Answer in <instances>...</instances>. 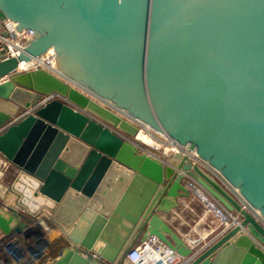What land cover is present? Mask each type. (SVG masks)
<instances>
[{"label": "water", "instance_id": "1", "mask_svg": "<svg viewBox=\"0 0 264 264\" xmlns=\"http://www.w3.org/2000/svg\"><path fill=\"white\" fill-rule=\"evenodd\" d=\"M5 21L32 37L0 52V155L17 170L0 242L45 211L67 241L47 264H133L150 236L182 264H264V0H0ZM47 51L53 71L18 69ZM135 122L186 149L141 151ZM188 181L239 217L195 249L163 218Z\"/></svg>", "mask_w": 264, "mask_h": 264}, {"label": "built area", "instance_id": "2", "mask_svg": "<svg viewBox=\"0 0 264 264\" xmlns=\"http://www.w3.org/2000/svg\"><path fill=\"white\" fill-rule=\"evenodd\" d=\"M7 31V35H2V31ZM32 37V31L28 29H16V24L5 21L2 25H0V52L4 53L6 56H16L20 51L23 50L25 44L27 41ZM37 59V58H36ZM34 60V59H33ZM41 63L36 64L33 68L23 69V70H30L35 69L36 67H42L49 71L54 70V53L52 51H47L41 58ZM21 70V69H19ZM47 98H43L40 103H43L47 101ZM33 108H28L24 110L22 113L19 114V117H23L24 115H27L32 112ZM28 112V113H27ZM27 113V114H25ZM17 118H14L13 120H16ZM135 124L138 126V131L140 130V127L142 126V123ZM4 127L0 128V131H2ZM149 135L154 139L157 140L155 135H159L158 132L147 129ZM137 135L134 138V141L138 143V147L141 151L144 152H150L154 153L156 156H160V154H163L165 156L170 155L171 153L175 151H182L185 149H182V147L174 144L171 140L170 143L174 144V147L171 148V145H169L168 140L165 136H163L164 141H160L162 144L159 147L157 146H146L140 143L136 138ZM166 142V143H165ZM163 144H166L165 146ZM163 147V148H162ZM167 147V148H166ZM173 149V151H169V149ZM191 159L197 163H201L199 158L196 156V154L191 153L189 154ZM13 167L5 161L1 155H0V176L2 178H6L7 180H11L13 176H11L8 171L9 169ZM188 187L191 190V195L196 197V199L199 200V202L202 205L201 215L198 218V220L207 222V228L209 229V233L204 237L208 238V236H213L217 234H221L225 230L229 229L230 227L234 226L239 222V217L237 214L230 213L226 211L216 200H214L212 197L207 195L205 192H203L197 185H194L192 182L188 181ZM199 190L202 194V196H195V192ZM40 230V229H39ZM42 232V233H41ZM44 232L40 230L38 234L41 235H34L30 236L29 238H34L35 240H41V236L43 237ZM43 234V235H42ZM23 234H14L9 236L8 238L4 239V241H1V248L3 249V252L9 255L12 259V262H8L10 264H37L36 260L39 258L42 254L34 253L35 250L30 252L29 247L25 243H20L19 238L22 237ZM1 237V236H0ZM25 238V239H29ZM209 240V239H208ZM208 240L205 242L207 243ZM202 244V245H203ZM200 246V245H199ZM36 247V246H35ZM201 247V246H200ZM36 249V248H35ZM48 257V256H47ZM127 258L133 263V264H181V258L176 255L168 246H166L164 243H162L157 237L150 236L142 241H138L135 243V245L129 250L127 253ZM50 261H45L43 264H47Z\"/></svg>", "mask_w": 264, "mask_h": 264}, {"label": "crops", "instance_id": "3", "mask_svg": "<svg viewBox=\"0 0 264 264\" xmlns=\"http://www.w3.org/2000/svg\"><path fill=\"white\" fill-rule=\"evenodd\" d=\"M13 170L14 175L11 180H7L6 178L4 179L2 176H0L1 185L3 184L7 186L12 182L14 176L17 173L15 168H13ZM201 210L202 205L199 200L196 199V197L190 195L188 198H183V200H181L180 206L178 208L171 210V212L168 214H163L165 221L184 239L186 243H188L194 249L195 242H199V245L201 246L204 243L203 241L206 242L212 237L210 235L208 238L203 240L204 237L209 233V229L206 225L207 222L205 223V221L198 220L201 215ZM46 213L47 212L43 211L39 215V217H43L44 219L40 220L38 223V227H40L39 229L44 232V235L42 234L43 237L41 236V240H35L34 238L29 237H26L29 239H25L24 235L18 239L20 243H25L29 247L30 252L35 250L34 253L39 251V253L42 254L39 258L35 259L37 264H43L46 260L51 261L56 256L58 248L67 244L62 231L49 221V217ZM44 221H47V224H45ZM191 230L195 231V235L190 233ZM36 245H38V247H35ZM9 257V255L0 250V264H7L3 262L4 258H6L8 262H12V259Z\"/></svg>", "mask_w": 264, "mask_h": 264}, {"label": "bare ground", "instance_id": "4", "mask_svg": "<svg viewBox=\"0 0 264 264\" xmlns=\"http://www.w3.org/2000/svg\"><path fill=\"white\" fill-rule=\"evenodd\" d=\"M44 55V54H43ZM43 55H40L37 59H31L29 61H23V62H20L19 65H18V69H28V68H33L36 64L38 63H41V58ZM46 98V97H45ZM28 113V112H27ZM25 113V114H27ZM5 127V126H4ZM6 128V127H5ZM3 128V129H5ZM147 129H151V127L145 123H142V126L140 127V130L137 132V140L142 143L143 145H146V146H149L151 142H154V140L152 139V137L149 135L148 133V130ZM153 130V129H152ZM163 132H160V134H162ZM163 136L166 137V139L168 140V143L170 142V139L163 133L162 134ZM159 140V139H158ZM163 142V141H162ZM166 143V142H165ZM156 144V143H155ZM164 146L166 144H163ZM169 145H171V148L174 147V144L173 143H169ZM167 148V147H166ZM182 149H186L184 147H182ZM195 195H199V196H202L201 192L199 190H197L195 192ZM29 264V263H28ZM182 264V262H181Z\"/></svg>", "mask_w": 264, "mask_h": 264}, {"label": "rangeland", "instance_id": "5", "mask_svg": "<svg viewBox=\"0 0 264 264\" xmlns=\"http://www.w3.org/2000/svg\"><path fill=\"white\" fill-rule=\"evenodd\" d=\"M145 124H146V123H145ZM155 136H156L157 140L155 141V140L153 139L154 142H151L150 145H151V146H154V145H155V146L159 147L160 145H158V144H162L160 141H164V138H163V136H162L160 133H159V135H155ZM158 139H159L160 141H159ZM155 143H156V144H155ZM150 145H149V146H150ZM162 148H163V147H162ZM169 151H173V149L171 150V148H170ZM8 173H9L11 176H13V175H14V170H13L12 168H10L9 171H8ZM36 218H37L36 220H37L38 222H40V220H44L43 217H36ZM44 223L47 224V221H44ZM39 232H40V230L38 229V227L30 228V229L27 231V233L30 234V236H31V235H32V236H34V235H38ZM41 233H42V232H41ZM190 233L195 235V231H194V230H191ZM24 237L26 238V237H28V235H27V234H24ZM44 240H46V239H44ZM0 246H1V244H0ZM0 250L3 251V249H2L1 247H0Z\"/></svg>", "mask_w": 264, "mask_h": 264}]
</instances>
